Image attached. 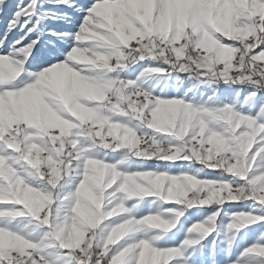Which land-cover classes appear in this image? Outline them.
Listing matches in <instances>:
<instances>
[{"label": "snow or ice", "instance_id": "1", "mask_svg": "<svg viewBox=\"0 0 264 264\" xmlns=\"http://www.w3.org/2000/svg\"><path fill=\"white\" fill-rule=\"evenodd\" d=\"M0 264H264V0H0Z\"/></svg>", "mask_w": 264, "mask_h": 264}, {"label": "rangeland", "instance_id": "2", "mask_svg": "<svg viewBox=\"0 0 264 264\" xmlns=\"http://www.w3.org/2000/svg\"><path fill=\"white\" fill-rule=\"evenodd\" d=\"M173 82L174 81L169 82V83L171 84ZM181 86H182V89L187 88V87H193V91L195 95L197 96V98H200L201 93H204L205 98H206L207 95L212 92L213 88H219L221 91L218 97L214 98L216 102L230 101L232 100V96L234 94V89L232 92H226L227 86L224 84L217 85V84L202 83L199 80H197L195 77L193 78L192 81H187V80L183 81ZM235 87H238V86H234V88ZM237 207H246V205H238ZM249 239H251V237H249Z\"/></svg>", "mask_w": 264, "mask_h": 264}]
</instances>
